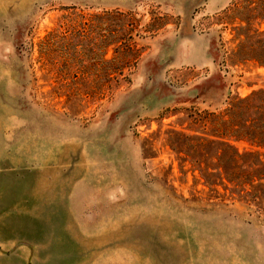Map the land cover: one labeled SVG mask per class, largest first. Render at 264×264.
I'll list each match as a JSON object with an SVG mask.
<instances>
[{"label":"rangeland","instance_id":"1","mask_svg":"<svg viewBox=\"0 0 264 264\" xmlns=\"http://www.w3.org/2000/svg\"><path fill=\"white\" fill-rule=\"evenodd\" d=\"M247 1L0 0V264H264V222L219 185L209 136L230 99L264 90L263 67L232 59ZM103 12L141 55L94 101L105 67L63 38Z\"/></svg>","mask_w":264,"mask_h":264},{"label":"trees","instance_id":"2","mask_svg":"<svg viewBox=\"0 0 264 264\" xmlns=\"http://www.w3.org/2000/svg\"><path fill=\"white\" fill-rule=\"evenodd\" d=\"M119 16L122 14L118 12L91 14L89 32L86 28L79 32L77 44H73L72 38H63L66 56L73 60L82 56L90 58L92 70H97L99 65L105 67L104 79L93 81L101 91L90 94L94 101L117 89L120 77L141 55L132 39L135 27L126 28L116 21ZM231 16L237 42L232 51L234 64L253 62L264 68V0L238 3ZM57 38L59 36L51 32L42 42L50 53H55L59 47ZM111 49L113 56L108 59ZM214 118L213 134L209 136L217 138L219 144V185L231 193L233 201L247 206L251 215L264 222V90L245 98L230 99L227 108ZM209 136L199 141L211 144ZM244 141L251 148L240 152L233 142ZM210 174L207 171L204 177L207 185H212Z\"/></svg>","mask_w":264,"mask_h":264},{"label":"crops","instance_id":"3","mask_svg":"<svg viewBox=\"0 0 264 264\" xmlns=\"http://www.w3.org/2000/svg\"><path fill=\"white\" fill-rule=\"evenodd\" d=\"M91 182V181H90ZM90 182L86 181V178H82V175H79L77 177H74L73 180H71L70 182V186L72 187V191L71 194L74 193V190L76 189V191L78 189H80L81 187H89L90 186ZM74 188V189H73ZM79 192V191H78ZM75 198V197H74ZM14 207V206H13ZM9 237L6 238V240H8ZM11 239V238H10Z\"/></svg>","mask_w":264,"mask_h":264}]
</instances>
